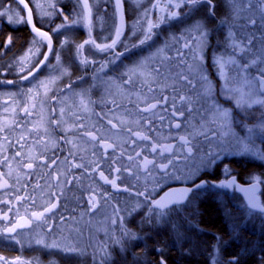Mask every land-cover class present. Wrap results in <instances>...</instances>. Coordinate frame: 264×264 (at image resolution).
I'll return each mask as SVG.
<instances>
[{
  "label": "flooded vegetation",
  "instance_id": "obj_1",
  "mask_svg": "<svg viewBox=\"0 0 264 264\" xmlns=\"http://www.w3.org/2000/svg\"><path fill=\"white\" fill-rule=\"evenodd\" d=\"M122 2L123 30L117 0H56L48 4L43 13H39L34 0H0V41L3 40L0 55L18 59V78L24 72L31 75L25 86L29 87L25 98L23 85L19 82L0 84V252L36 251L39 245L33 241L39 235L45 240L42 247L60 246L66 242L68 250L75 238L83 239L89 233H97L99 218L106 216L111 219L113 235L110 240H116L118 218L123 215L120 212H124V204L131 197L120 195V191L126 192L125 186H134L136 173L147 177L154 171L168 175L171 181L163 185L152 202L153 207L156 199L174 186L194 187L206 182V186L194 188L185 203L164 210L155 207L157 210L165 212L184 206L195 193L206 190L213 200L214 193L221 194L219 198L227 208L225 217L243 219L250 216L257 220L258 227L264 226V211L251 209L237 188V184L260 182L259 196L264 205L262 131L251 127L250 120L241 118L236 105L232 108L230 99L220 92L223 82L217 85L210 78L203 84L194 85L189 92L178 89L174 99L179 105L175 107L177 113L194 105L192 115L198 112L206 117L207 125L199 131L203 143H206V135L220 140V127L227 122L233 127L239 124V133L242 131L247 138L251 137L250 145L255 144L254 154L259 152L250 157L241 150L232 151L227 145L220 146L217 140L216 147L210 148L206 143L209 154L222 150L226 156L219 173L213 167L205 170L211 176H206L203 171L202 154L194 159L202 167L193 164L186 174L170 172L169 164L151 170L159 165L152 154L161 157L168 153L171 160L172 153L179 154L173 149L176 143H171L168 148L164 143L158 148L150 141V124L168 121L162 116L153 120L151 107L161 106L168 100L165 87H183L182 84L135 85L132 76L130 83H109L110 76L122 74L124 65L139 58V52L134 50L136 40L149 41V13L146 18L137 19L142 8L150 7L164 13L166 10L207 9L209 21L214 24L209 25L206 44L211 66L218 73V58L238 55L233 50L236 44L239 53L252 56L261 53L264 0H198L195 4L184 0H145L141 6H134L131 0ZM238 8L246 12L239 19L234 12ZM14 9H18L19 15ZM217 10L224 11L225 18L219 19L216 26ZM247 59L244 57L241 62L248 65ZM146 64L149 66V60ZM128 69L124 74L132 73L133 68ZM1 73L6 75L7 68L4 67ZM79 73L82 78L76 79ZM86 73L96 74L99 78L89 83L91 78ZM78 85L82 90L77 93V98L61 94V91ZM229 85L234 87L239 83ZM133 87L146 90L135 92ZM44 88L48 97H44ZM43 112L48 115L44 116ZM141 122L145 130L143 136L139 131L141 127L136 126ZM172 125L177 126L178 122ZM244 158L254 159L258 170L249 177L242 172L243 167H247L246 163L241 165ZM186 175L194 178L180 180ZM233 178L234 184L221 187V182L231 183ZM129 207L125 208L126 216L131 213ZM228 235L225 243L237 241L238 236L241 239L240 235ZM28 239L31 245L27 244ZM259 244L264 246V237L259 239ZM78 254L80 260H85L87 253Z\"/></svg>",
  "mask_w": 264,
  "mask_h": 264
},
{
  "label": "trees",
  "instance_id": "obj_2",
  "mask_svg": "<svg viewBox=\"0 0 264 264\" xmlns=\"http://www.w3.org/2000/svg\"><path fill=\"white\" fill-rule=\"evenodd\" d=\"M235 11L237 12V10ZM138 13L139 15L142 14L143 17L144 14L148 15L149 13V41L136 40L134 50L139 52V58L132 64L124 65L122 69L125 72V70H129L128 68H133L132 73L124 74L123 72L119 75H112L109 77V83L119 81L130 83L132 76L135 85L145 83L183 85V87H165L164 92L168 100L161 106L151 107L150 115L153 120L162 116L161 118H167L168 121L150 124V141L156 143L158 148H161L164 143L167 144V148L170 147L171 143H176V148H172L179 152V154L172 153V160L169 159L170 154L168 153L161 157L152 154L159 165L151 167V170H158L157 168H160L161 165L169 164L170 172L186 174L192 169L193 164H198V160L194 159L202 154L201 162L205 163L203 171L213 167L215 172L219 173L225 162V153L222 150H216L213 155L209 154L206 143L210 145V148L211 146L216 147L218 143L214 142L215 139L209 138L208 135H206V143H203L201 141L203 139L199 136V131L206 127V117L198 115V112L192 115L191 108H195L194 105L192 107L188 105L184 109L185 111L181 112L180 110L177 113L176 108L179 105L174 103L178 89L189 92L195 88L194 85L203 84L210 78L217 85L222 83L218 73L211 66L207 44L204 47L206 48L204 61L199 67L197 66L200 62L197 63V60L190 56L194 42L192 34L194 30H201L194 27L192 23L195 22L196 18H200L206 24L205 29L201 31L208 35L209 25L213 23L209 21V11L205 8L196 10L189 8L177 12L166 10L164 13L150 7H144ZM172 13L176 15L173 16ZM224 13L222 10H217L216 26L219 19L225 18ZM1 44H3V40L0 41V46ZM148 45L149 49H147ZM148 60L149 66L146 64ZM17 62L18 59L13 56L7 58L6 55H0V84L19 82L23 85L22 89L25 92L23 97L25 98L29 90V87L25 86L30 82L31 75L29 72H24L18 78ZM4 67L7 68L6 75L1 73ZM86 74L87 77L91 78L89 83L96 82L99 78L96 74ZM75 77L81 79L82 74L79 73ZM89 88L93 90L91 86ZM132 89L142 93L146 90L142 87H133ZM67 90L61 91V94L63 96L70 94L71 98H77V93L82 88L78 85L75 88H67ZM85 91L87 92V89ZM193 96L196 98L195 95ZM230 104L232 108H235L232 101ZM180 115L183 117L179 119L178 116ZM172 118L173 120L169 121ZM177 122V126L172 125ZM136 126L141 127L139 131L143 136L145 131L143 123H137ZM135 138L137 137L135 136ZM137 146L134 149L136 153ZM245 163L247 167H243L242 172L248 177L249 174L258 171L255 168L254 159H241V165ZM198 166L201 168V163ZM262 166L264 177L263 162ZM205 175L211 176L206 171ZM216 176L214 177L216 178ZM167 181H171L170 178L168 180V175L157 174V171L152 172L147 177L136 173L134 186H125L126 192L120 191V195L131 197L130 200L128 199L129 202L126 201L124 204L125 213L120 212L123 215L118 218V231L115 232H118L117 239H111L107 245L100 246L99 244V249L103 246L107 248L102 256H100L101 251H99L97 244L93 250H90L91 247L89 248L88 252H92L86 254L85 260H80L77 252H70L69 247L66 252V249H51L41 245L36 251L8 250L1 251L0 254L9 260L13 256H17L23 260L22 264H264V246L259 244V239L264 237V226L258 227L254 217L248 216L243 219L234 216L225 217L227 208L219 198L221 194L214 193L215 199L213 200L208 197L209 193L206 190L195 193L184 206H178L165 212L157 210L153 207L152 202ZM128 205L131 213L126 216L128 211H125V208ZM228 234L240 235L241 239L238 236L235 238L237 241L232 240L225 243Z\"/></svg>",
  "mask_w": 264,
  "mask_h": 264
},
{
  "label": "rangeland",
  "instance_id": "obj_3",
  "mask_svg": "<svg viewBox=\"0 0 264 264\" xmlns=\"http://www.w3.org/2000/svg\"><path fill=\"white\" fill-rule=\"evenodd\" d=\"M98 0H94V2H97ZM145 0H131V3L136 5H142ZM34 2L37 4V10L39 13H43L44 9H46V6L48 4H53L56 2V0H34ZM14 12L19 15L18 9H14ZM236 12V11H235ZM240 14H238V19L241 18L240 15L245 14L242 9L237 10ZM236 12V13H237ZM196 15V14H195ZM147 16V14H144V17L142 14L138 16L137 19H144ZM192 24H194V27H197L198 29H205V22L202 21L200 18H196ZM193 27V28H194ZM201 30L195 31L192 34L193 35V45L190 56H192L195 60H197V63L200 62V64L197 66L199 67L201 63L204 61V53L206 48V40H207V33L203 32ZM237 52L238 55L235 56H222L219 57L217 60L218 64V75L221 78L223 82V86L220 89V92L223 94V96L227 99H230V101L233 102L234 105L237 106V109L241 113V118H246L247 120H250L251 127L258 129H261L262 131V143H263V149L261 152L262 162L264 163V43L263 48L261 49V53L258 56H252L249 53L243 52L239 53V46L238 44L235 45V48L233 49ZM244 57H247L248 65H245L241 62ZM202 59V60H201ZM255 71H258L257 74H255ZM235 72V73H232ZM234 75L235 78H234ZM231 83H239V86H231L229 84ZM246 84V85H245ZM250 84V89L246 91L247 85ZM43 92H45V88L43 89ZM48 92L44 93V97H48ZM69 98V96H68ZM235 106V107H236ZM44 116L48 115L47 112H43ZM231 118V117H230ZM233 118H231L232 120ZM228 120V119H227ZM242 120V119H241ZM221 128V135L220 140L217 139L220 146H225L232 148V151L241 150V153H246V155H249L250 157H254V147L255 144H251V137L247 138L245 134L241 131L239 133L240 125L238 124L236 127L228 125L227 122L224 123V125ZM252 133V132H251ZM253 139V137H252ZM216 139L214 140V142ZM223 141V142H221ZM250 148L251 151H250ZM264 171V170H263ZM194 177L191 175H186L180 180L188 181L192 180ZM264 182V177L262 175L261 177ZM99 225L98 232L97 233H89L84 237L83 239L75 238L74 242L68 246L69 251L72 252H78L82 254L90 253L93 250L94 247L98 246L99 244L103 245L110 241V238H112V228H111V219L109 216L101 217L99 218ZM103 227V228H102ZM33 243H38V245L42 246V243H45V240H43V237L39 235L38 239L36 241H33ZM32 243V244H33ZM40 243V244H39ZM27 244L31 245V240H27ZM61 243L60 246L54 245L50 247L51 249H67L66 245ZM100 245V246H101ZM41 248V247H40ZM105 249L107 248L105 246L100 247L99 251L100 256H102V253H105ZM68 250H66L67 252ZM25 262V261H24ZM23 260L17 256H13L12 259H6L5 257L0 256V264H22Z\"/></svg>",
  "mask_w": 264,
  "mask_h": 264
},
{
  "label": "water",
  "instance_id": "obj_4",
  "mask_svg": "<svg viewBox=\"0 0 264 264\" xmlns=\"http://www.w3.org/2000/svg\"><path fill=\"white\" fill-rule=\"evenodd\" d=\"M117 3L119 5L120 27L123 30L125 27L123 2L122 0H117ZM233 181L234 178L232 179V181H230L231 183L224 181L221 182L220 185L221 187L231 186L232 183L234 184ZM197 185H200V187H196ZM204 186H206L205 181L196 184L194 187H190L187 185L174 186L168 189L166 192H164L158 199H156L154 205L158 209L164 210L172 205L185 203L189 199L194 188H201ZM261 187L262 184L260 182H255L249 185L237 184L238 191L240 192L241 195H243L248 206L253 210L264 211V205L262 204L261 197L259 196ZM189 189H191V191H189ZM253 204L257 205V207H253L252 206ZM161 205L164 206L161 207Z\"/></svg>",
  "mask_w": 264,
  "mask_h": 264
},
{
  "label": "snow or ice",
  "instance_id": "obj_5",
  "mask_svg": "<svg viewBox=\"0 0 264 264\" xmlns=\"http://www.w3.org/2000/svg\"><path fill=\"white\" fill-rule=\"evenodd\" d=\"M184 2L186 3H192V4H195L198 2V0H184ZM173 16H175L176 14L175 13H172ZM143 43V42H142ZM154 107V106H153ZM196 187H200V185H197ZM189 191H191V189H189ZM159 203V202H158ZM164 205H161V207H163ZM253 207H257V205L253 204L252 205Z\"/></svg>",
  "mask_w": 264,
  "mask_h": 264
}]
</instances>
